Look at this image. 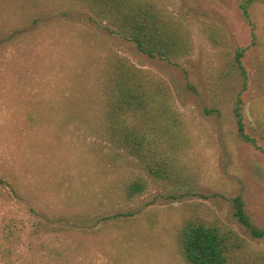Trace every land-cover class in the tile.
Returning a JSON list of instances; mask_svg holds the SVG:
<instances>
[{
	"label": "rangeland",
	"instance_id": "obj_1",
	"mask_svg": "<svg viewBox=\"0 0 264 264\" xmlns=\"http://www.w3.org/2000/svg\"><path fill=\"white\" fill-rule=\"evenodd\" d=\"M158 1L183 21L194 44L192 55L177 66L141 54L81 10L64 8L29 25L0 3V178L17 185L36 213L92 227L71 234L84 242L87 257L75 256L69 264H185L172 234L187 206L264 252V236L256 239L246 231L230 202L240 197L252 225L264 229V153L237 140L231 106L221 116L206 113L213 106L210 79L222 56L248 47L251 27L237 12L238 0ZM251 20L257 45L242 60L247 88L240 108L245 133L264 150L258 127L264 121V0L253 6ZM208 29L215 31L216 43ZM111 53L169 86L183 124L173 157L186 173L184 181L152 179L95 137L100 105L90 89L95 70ZM133 177L146 189L127 201L122 185ZM11 217L26 226V259L17 264H34L27 250L35 218L0 185V221ZM45 246L53 245L48 240Z\"/></svg>",
	"mask_w": 264,
	"mask_h": 264
},
{
	"label": "trees",
	"instance_id": "obj_2",
	"mask_svg": "<svg viewBox=\"0 0 264 264\" xmlns=\"http://www.w3.org/2000/svg\"><path fill=\"white\" fill-rule=\"evenodd\" d=\"M259 1L238 0L237 12L251 27V43L222 56L217 73L210 79L213 106L206 113L216 112L221 116V109L231 106L237 140L264 153L245 133L240 108L241 95L247 88L242 60L247 49L257 45L251 10ZM0 3L9 6L22 23L29 25H36L64 8L81 10L89 22L133 44L141 54L174 66L190 57L194 50L187 26L158 0H0ZM56 3L67 6H51ZM208 30L209 39L216 43L215 31ZM90 94L100 105L98 120L92 128L99 141L135 161L152 179L176 183L185 180L186 173L175 166L173 157L183 140V124L170 88L162 78L111 53L95 70ZM258 127L264 135V121L259 122ZM0 185L7 186L13 198L25 204L35 218L29 225L31 242L27 250L29 259L35 260L34 264H69L75 256L79 261L87 257L84 256V242L72 238L71 234L91 230V226H72L65 217L54 220L40 215L28 204L17 185L2 178ZM122 186L127 201L140 196L146 189L139 177L127 178ZM168 198L177 200L173 195ZM230 202L236 221L254 238L263 237L264 229L252 225L241 198H232ZM187 208V214L172 234L185 264H264L263 251L252 248L220 221L211 222L196 208ZM79 218L82 216H74V219ZM25 227L22 219L11 217L0 221V264H17L26 259L22 251ZM48 240L53 246L46 250Z\"/></svg>",
	"mask_w": 264,
	"mask_h": 264
}]
</instances>
